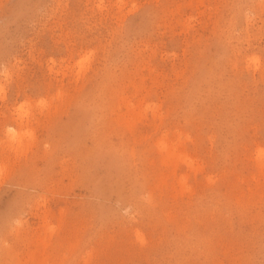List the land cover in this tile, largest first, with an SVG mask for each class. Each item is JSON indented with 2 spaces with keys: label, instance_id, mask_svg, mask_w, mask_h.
Listing matches in <instances>:
<instances>
[{
  "label": "rangeland",
  "instance_id": "1",
  "mask_svg": "<svg viewBox=\"0 0 264 264\" xmlns=\"http://www.w3.org/2000/svg\"><path fill=\"white\" fill-rule=\"evenodd\" d=\"M0 264H264V0H0Z\"/></svg>",
  "mask_w": 264,
  "mask_h": 264
},
{
  "label": "bare ground",
  "instance_id": "2",
  "mask_svg": "<svg viewBox=\"0 0 264 264\" xmlns=\"http://www.w3.org/2000/svg\"><path fill=\"white\" fill-rule=\"evenodd\" d=\"M13 134H14V133H13ZM15 135H16V134H15ZM15 135H14V136H15Z\"/></svg>",
  "mask_w": 264,
  "mask_h": 264
}]
</instances>
